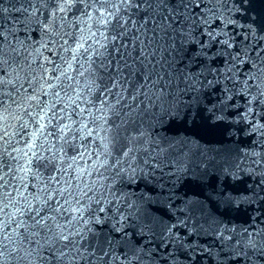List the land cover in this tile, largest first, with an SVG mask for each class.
Returning a JSON list of instances; mask_svg holds the SVG:
<instances>
[{
	"label": "snow or ice",
	"instance_id": "1",
	"mask_svg": "<svg viewBox=\"0 0 264 264\" xmlns=\"http://www.w3.org/2000/svg\"><path fill=\"white\" fill-rule=\"evenodd\" d=\"M0 264H264V0H0Z\"/></svg>",
	"mask_w": 264,
	"mask_h": 264
}]
</instances>
